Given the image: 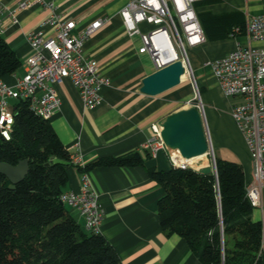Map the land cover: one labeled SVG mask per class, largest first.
Segmentation results:
<instances>
[{
  "label": "crops",
  "instance_id": "0c3cea01",
  "mask_svg": "<svg viewBox=\"0 0 264 264\" xmlns=\"http://www.w3.org/2000/svg\"><path fill=\"white\" fill-rule=\"evenodd\" d=\"M20 1L0 0L4 7L2 36L22 62L14 74L3 80L11 87L26 73L24 63L32 53L28 35L41 30L49 36L56 33L52 25L43 24L53 15L49 8L36 4L20 10ZM51 1L56 6L55 14L64 15L67 20L76 22L75 34L98 19H106L84 46L86 55L96 59L102 74L110 79V84L102 90L101 105L92 109L86 108L77 87L70 79H66L57 87L62 100L61 107L49 119L71 155L80 157L78 164L68 169L69 181L66 190L75 193L82 191L83 174L77 165L85 167L101 158L139 152L144 159L143 165L96 167L87 172L89 186L98 195L105 213L100 233L115 247L123 264H204L183 237L177 234L167 236L163 232L158 201L165 192L151 179L148 169L166 170L172 164L166 152L151 156L143 148L155 136L154 127L160 128L168 115L183 108V104L192 99L191 83L182 84L156 97L140 91L142 80L154 73L157 67L148 53H140V35L130 34L120 15L121 9L131 0ZM200 2L196 4L200 9H197L198 16L200 12H209L216 16V27L212 33L220 38L209 40L204 31L206 42L190 48L189 58L194 72L212 70L208 63L226 57L238 44L264 48V41H251L245 32L250 17L264 16V0H216L205 6L200 5ZM15 16L17 22L14 21ZM236 18L242 24V34L236 38L226 36L227 31H232L231 22ZM140 28L148 31L153 27L142 23ZM212 77L225 98L213 72ZM205 113L214 148L217 132L212 131L206 110ZM228 113L234 120L231 108ZM221 131L225 134L226 144L219 140L221 149L219 154L214 151L215 157L242 163L249 184L254 178V160L244 150L241 151L240 144L237 143L240 139L236 134L233 136L225 128H221ZM240 135L247 146L241 131ZM66 208L85 228L81 213L73 207Z\"/></svg>",
  "mask_w": 264,
  "mask_h": 264
},
{
  "label": "trees",
  "instance_id": "16d2710c",
  "mask_svg": "<svg viewBox=\"0 0 264 264\" xmlns=\"http://www.w3.org/2000/svg\"><path fill=\"white\" fill-rule=\"evenodd\" d=\"M199 18L209 40L220 38L212 33L216 16L200 12ZM231 26L233 30L242 24L236 18ZM21 64L0 35V79L14 74ZM13 115L9 139L0 128V162L18 165L28 160L30 168L15 188L0 174V264H123L109 240L100 232L86 231L62 202L74 163L51 122L37 115L25 99L16 100ZM215 162L216 172L210 174L173 165L148 169L165 192L158 201L162 230L167 236L183 237L204 264H264L263 223L253 218L245 169L239 161L218 156ZM143 164L142 155L133 151L77 167L83 173L96 167Z\"/></svg>",
  "mask_w": 264,
  "mask_h": 264
},
{
  "label": "built area",
  "instance_id": "2783aa9c",
  "mask_svg": "<svg viewBox=\"0 0 264 264\" xmlns=\"http://www.w3.org/2000/svg\"><path fill=\"white\" fill-rule=\"evenodd\" d=\"M202 0H131L120 11L125 27L132 35L138 34L142 40L140 53H148L157 69L167 63L183 61L187 76L193 75L195 98L187 101L190 107L199 109L209 138L211 165L216 169L214 148L211 143L206 117V107L200 88L194 76L188 48L206 42V36L199 20L196 4ZM36 4L49 8L53 15L43 24H50L55 35H46L44 30L28 35L32 53L24 63L25 75L11 87L0 79V128L6 138H10L14 124L13 106L8 99H25L31 109L40 117L49 120L61 107L62 100L57 87L70 79L79 90L86 108L101 105L102 90L110 84V79L102 74L99 62L86 55L85 43L100 29L106 19H98L75 34L76 22L67 20L64 15L54 13L55 3L51 0H21L19 9L25 10ZM172 8L176 16L173 15ZM0 3V35L4 32ZM177 19V20H176ZM17 22V17H14ZM182 31L180 30L178 23ZM147 23L153 28L143 31L140 24ZM246 35L251 41H264V16L257 15L248 19ZM184 33V36L182 35ZM240 26L233 28L231 37L241 35ZM225 97L234 98L231 115L246 141L251 158L256 164L253 180L247 186V196L254 208H260L263 232L260 253L264 258V48H253L238 44L226 57L209 62ZM198 98L197 102L193 101ZM155 136L145 143L144 149L151 156L166 152L171 164L178 168L190 165L178 162V153L168 150L160 136L161 127H154ZM80 157L72 156L78 164ZM83 187L80 193L66 190L61 195L65 205L77 209L85 221L89 233L100 232L104 220L98 195L90 188L87 172H83Z\"/></svg>",
  "mask_w": 264,
  "mask_h": 264
},
{
  "label": "water",
  "instance_id": "95a60500",
  "mask_svg": "<svg viewBox=\"0 0 264 264\" xmlns=\"http://www.w3.org/2000/svg\"><path fill=\"white\" fill-rule=\"evenodd\" d=\"M186 68L181 60L167 63L142 80L140 91L145 95L156 97L178 86L187 79ZM160 136L168 150L178 151L185 159L207 155L209 138L204 126L203 117L196 107L181 108L168 115L161 124ZM29 161L22 160L18 165L0 162V174L11 181V188L24 180L29 172ZM203 174L215 173L211 165L197 169Z\"/></svg>",
  "mask_w": 264,
  "mask_h": 264
},
{
  "label": "rangeland",
  "instance_id": "374dc122",
  "mask_svg": "<svg viewBox=\"0 0 264 264\" xmlns=\"http://www.w3.org/2000/svg\"><path fill=\"white\" fill-rule=\"evenodd\" d=\"M197 9L200 10L199 8H197ZM172 12H173V15L176 16L173 8H172ZM178 26H179L180 30L182 31V28H181L179 23H178ZM143 31H146V30H143ZM182 35L184 36L183 32H182ZM187 50H188L189 55H191L190 47ZM194 76H195V79H196L198 86L201 90V95L203 97V101H204V104L206 107V112L208 113V117L210 119L212 131L217 132L216 133L217 135L215 137L217 139V142H215V140H214V151H215V153L219 154V151L221 149L220 145H219V140H221L224 144H226L225 134H224V132H222L223 130L221 131V128H225L226 130H229L233 136H235V134H236V136L239 137L240 142L238 140L237 143L240 144L241 151L243 152V150H244V153L248 154L250 159H252L248 147L244 144V141L242 140V137L240 135V131H239V128H238L236 122H234V120H232L230 114L228 113L230 108L232 107V105L236 102V100L234 98H227V97L224 98L222 96V94L220 93V91L216 85V82L214 81V79L212 77V70H210V69L198 70V71L194 72ZM186 79L187 80L185 82H183L182 84L191 83V85H192V83L195 82L193 75L187 76ZM190 97L192 99L195 98L194 89H193V92L190 95ZM9 99L7 101L9 103L10 108H11L13 106V103L15 102V100L14 99L9 100ZM197 99L198 98H196L193 101V103L197 102L198 101ZM189 107H190V105L187 104V102L185 104H183V108H189ZM211 163H212V156H210V155H205L203 158L197 160V164L201 165V166L202 165L203 166L209 165ZM192 168H194V167H192ZM194 169H196V168H194ZM66 207H68V206L66 205ZM253 218L256 219L257 221L262 220L260 208H254Z\"/></svg>",
  "mask_w": 264,
  "mask_h": 264
},
{
  "label": "bare ground",
  "instance_id": "6f19581e",
  "mask_svg": "<svg viewBox=\"0 0 264 264\" xmlns=\"http://www.w3.org/2000/svg\"><path fill=\"white\" fill-rule=\"evenodd\" d=\"M187 75L185 76H182V79L186 78ZM192 86H193V83H192ZM174 153H178V151H173ZM179 154V153H178ZM205 155H201V156H198V157H194V158H191V159H185L183 158L180 154H179V158L177 159L178 162H181V163H184V164H188L190 165L191 167H194L196 169H199L201 168L202 166L201 165H198L197 164V160L203 158Z\"/></svg>",
  "mask_w": 264,
  "mask_h": 264
}]
</instances>
